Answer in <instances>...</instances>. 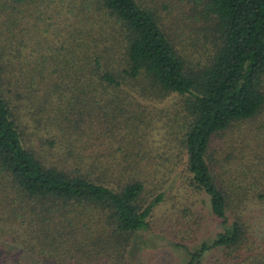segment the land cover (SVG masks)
Instances as JSON below:
<instances>
[{"label":"trees","instance_id":"1","mask_svg":"<svg viewBox=\"0 0 264 264\" xmlns=\"http://www.w3.org/2000/svg\"><path fill=\"white\" fill-rule=\"evenodd\" d=\"M34 1L0 0V239L14 247L0 262L21 263V247L53 262L126 264L132 233L161 198L146 199L138 175L149 152L140 101L173 94L179 104L166 124L180 121L189 185L219 225L185 264L208 248L221 249L222 264H264L249 220L264 206V170L238 177L232 148L211 155L213 140L264 102V0H203L214 43L199 65L175 42V28L194 42L183 5L197 0H170L172 16L167 0H57L60 38L47 55L37 50L43 27L24 15ZM225 162L228 174L217 168Z\"/></svg>","mask_w":264,"mask_h":264},{"label":"rangeland","instance_id":"2","mask_svg":"<svg viewBox=\"0 0 264 264\" xmlns=\"http://www.w3.org/2000/svg\"><path fill=\"white\" fill-rule=\"evenodd\" d=\"M185 1L187 3V0ZM202 1L197 0L198 4H192L189 11L183 5L184 12L189 15L186 17V22H190L183 30H190V35L194 38L193 43L188 37L180 40L179 36L183 31L174 27L176 39L179 40H175L178 48L188 56L187 60L198 65L206 61L207 53L210 52L211 45L214 43V32L212 28L207 27L208 24L211 26V20L200 16ZM56 2L57 0L49 2L36 0L23 6L25 17L38 20V26L43 27L37 34V36L40 35L39 38H44V41L40 43L41 47H37L38 53L43 55H47L49 51L52 52L53 45L55 46L60 38L54 31L60 20V16L55 13L58 9ZM168 5L169 7L174 5L167 0L165 12L168 16H172L174 8L169 12ZM62 9L65 10L64 7ZM192 13L194 20L189 18ZM24 24L26 23L23 20L20 26L14 28L17 36L20 34L24 37L27 34L21 30ZM25 37V41L28 40V37ZM36 41V38H32L31 45L37 44ZM38 53L26 51V55L32 60ZM54 57L53 55L49 60ZM262 82L264 91V76ZM140 102L144 104V116L149 120L146 126L149 152L142 161L140 160L141 169L138 175L145 182V188L148 190L145 193L146 199H149L154 191H161V198L152 207L147 217L146 227L132 233L123 251V260L126 264H185L191 251H194L202 241L209 242V238L219 227L218 220L209 211L206 195L189 185L184 153L178 140L180 121L177 125L166 124V119L175 112L179 101L170 94L159 100L144 99ZM171 126L174 128L171 129ZM212 145L211 155L215 158L219 154L229 152L232 148V153L239 157L238 169L242 168L238 177L244 174L256 175L254 169L264 170V102L253 117L233 121L222 137L218 136L213 140ZM132 149L137 153L135 156L138 159L140 152L137 151V147ZM145 151L146 148L144 153ZM235 163L237 162L234 161ZM217 168L226 174L234 169L232 163L227 165L226 162L222 167ZM252 214L249 220L255 235L256 248L264 250V206L260 205L257 209H253ZM9 243L0 239V252L3 249H13L14 247ZM16 250L19 251L18 258L22 264H71L72 262L71 259L58 258H54L56 262H53L46 253L34 255L27 249L22 250L21 247ZM222 259L221 249L208 248L200 254L194 264H222ZM0 263L8 264V261L3 258Z\"/></svg>","mask_w":264,"mask_h":264}]
</instances>
